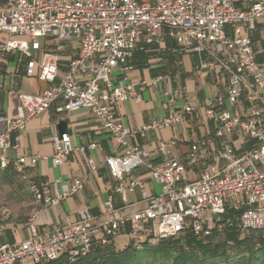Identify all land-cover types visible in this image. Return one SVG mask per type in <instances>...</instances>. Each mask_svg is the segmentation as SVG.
<instances>
[{"label": "built area", "instance_id": "obj_1", "mask_svg": "<svg viewBox=\"0 0 264 264\" xmlns=\"http://www.w3.org/2000/svg\"><path fill=\"white\" fill-rule=\"evenodd\" d=\"M1 33L8 38L0 42V62L19 52L27 60L26 75L34 76L38 66L39 80L51 84L39 95L17 92V118L0 112L2 170L13 167L24 174L26 168L46 159L22 156L13 162L8 157L14 148L12 134L24 131L32 119L60 102L56 111L61 114L90 110L121 149L119 155L105 160L117 182L115 193L125 197L144 189L138 179L126 181L139 168L162 185V193L144 194L147 207L130 215L120 214L110 198L104 204L103 221L85 217L44 236L31 224L33 236L21 243H1L0 225V264H48L61 258L74 262L95 247L108 246L124 232L139 238L137 244L185 236L206 242L215 235L225 236L230 229L241 231L242 239L264 238V0H0ZM163 35L176 42L177 53L196 55L198 70L223 71L228 87L225 94L198 107L178 106L180 94L166 92L167 116L145 125L140 133L175 127L186 116L203 111L218 126L217 136L240 135L246 147L238 154L232 146H223L216 158L225 166L208 164L195 180L188 177L187 164L170 158V146L177 145L176 140L161 144L158 152L165 160L155 164L148 152L131 145L129 139L139 132L122 126L114 114L115 107L129 99L142 101L141 86L127 83L135 69L131 59L154 50ZM74 39L79 41L78 53L60 77L61 55ZM114 73L119 74L118 80ZM244 98L249 104L245 114L235 111ZM53 143L51 161L59 167L75 148L68 133H57ZM188 161L196 164L200 158L193 154ZM88 166L96 172L92 159ZM82 187L83 181L76 180L71 188L52 191L35 181L30 190L47 211ZM227 245L232 247L234 242Z\"/></svg>", "mask_w": 264, "mask_h": 264}, {"label": "crops", "instance_id": "obj_2", "mask_svg": "<svg viewBox=\"0 0 264 264\" xmlns=\"http://www.w3.org/2000/svg\"><path fill=\"white\" fill-rule=\"evenodd\" d=\"M264 37V36H263ZM5 37L0 35V42ZM8 38V37H7ZM51 45L52 42H47ZM67 50L61 55L59 76H63L67 62L77 55L79 41L67 42ZM176 42L163 35L155 49L147 54H135L131 63L135 69L128 74L127 83L140 85L141 102L129 99L114 109L120 124L139 134L130 138L131 145L149 153L155 164L162 163L158 150L163 143L176 140L177 145L170 146V158L188 165V177L195 180L201 177L208 164L218 167L226 162L218 160L216 154L225 145L232 146L238 154L245 151L243 137L240 135L217 136L218 126L207 118L205 112L186 116L183 121L172 128H156L140 133L143 127L154 120H160L169 112L166 92H178L182 103L198 107L207 100L225 94L228 87L227 76L223 71L216 74L197 69L198 57L177 53ZM27 60L19 52H12L0 62V112L10 118L18 117L20 101L17 92L39 95L51 86L39 80V68H35L32 77L26 75ZM162 77L161 81L156 82ZM113 78H120L114 73ZM82 80V76H78ZM54 104L47 112L32 119L24 131L14 132L12 141L14 148L8 157L14 162L22 156H42L36 166L26 168L24 174L13 167L6 170L0 168V223L3 228L1 243L15 244L33 236L31 224L36 227L39 236L52 233L69 223L78 222L91 217L95 222L104 220V204L112 198L115 208L122 215H130L143 210L148 202L145 199L162 193V185L152 180L144 168L132 171L126 181L138 179L143 182L144 189L136 190L123 197L115 193L116 181L110 176L105 160L117 156L122 151L111 135L101 127L97 118L88 109H80L70 113H58ZM248 100L244 98L235 111L245 114ZM231 112L234 109L227 108ZM61 122L67 123L66 132L72 138L75 148L69 159L59 167L52 164L54 154V136L59 132ZM94 144V149H89ZM86 148V151H80ZM196 154L200 162L189 163L188 157ZM92 159L97 170L92 172L88 160ZM76 180L83 181V187L74 195L63 200L55 207L43 211V206L35 202L30 190L32 182L47 184L52 191L71 188ZM41 210V212H39ZM139 238L128 232L115 238L113 245L122 251L131 244H137Z\"/></svg>", "mask_w": 264, "mask_h": 264}, {"label": "trees", "instance_id": "obj_3", "mask_svg": "<svg viewBox=\"0 0 264 264\" xmlns=\"http://www.w3.org/2000/svg\"><path fill=\"white\" fill-rule=\"evenodd\" d=\"M228 241L234 246L229 247ZM48 264H264V238L250 235L242 239L241 231L230 229L225 236L215 235L206 242L190 236L154 242L148 239L122 251L111 243L95 247L90 255L74 262L61 258Z\"/></svg>", "mask_w": 264, "mask_h": 264}, {"label": "water", "instance_id": "obj_4", "mask_svg": "<svg viewBox=\"0 0 264 264\" xmlns=\"http://www.w3.org/2000/svg\"><path fill=\"white\" fill-rule=\"evenodd\" d=\"M66 128H67V123H66V122H61V123L59 124V126H58L59 132H60L61 134H63V133L66 132ZM215 220H216V222H219L220 218H219L218 216H216V217H215ZM114 240H115V239H114ZM114 240L111 242L112 244H113ZM138 241H139V240H138ZM138 241H137V242H138ZM111 243H110V244H111Z\"/></svg>", "mask_w": 264, "mask_h": 264}, {"label": "rangeland", "instance_id": "obj_5", "mask_svg": "<svg viewBox=\"0 0 264 264\" xmlns=\"http://www.w3.org/2000/svg\"><path fill=\"white\" fill-rule=\"evenodd\" d=\"M0 35H2V37H5L4 38V40H6L7 39V37H8V34L7 33H1ZM155 240H151V242H154Z\"/></svg>", "mask_w": 264, "mask_h": 264}]
</instances>
